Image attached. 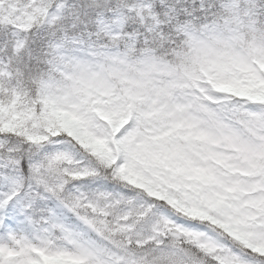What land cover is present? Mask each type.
<instances>
[{
    "label": "rangeland",
    "instance_id": "rangeland-1",
    "mask_svg": "<svg viewBox=\"0 0 264 264\" xmlns=\"http://www.w3.org/2000/svg\"><path fill=\"white\" fill-rule=\"evenodd\" d=\"M42 1L0 0L13 57L64 16L86 33L20 66L0 55V165L16 169L0 172V264H264L252 1L157 50L149 0H74L66 15L70 0Z\"/></svg>",
    "mask_w": 264,
    "mask_h": 264
},
{
    "label": "trees",
    "instance_id": "trees-1",
    "mask_svg": "<svg viewBox=\"0 0 264 264\" xmlns=\"http://www.w3.org/2000/svg\"><path fill=\"white\" fill-rule=\"evenodd\" d=\"M73 1L74 0H70L67 4L65 15L68 14V11L71 8L70 3ZM219 1H222L223 3H219ZM251 1L252 5L255 6L253 17H256V20L259 21L256 25L258 27H261L260 24H264V0H247V3H249L250 5ZM243 2L245 1L243 0ZM148 4L151 6V13L154 14L159 29L161 31H166L163 36L158 37L155 34L152 37L153 40L149 39V42H151V44H149H155V49L164 47V44H168V47L172 45V42L178 36L177 33H173L175 27H187L190 29L201 30V28L205 26H210L213 24H223L229 19L231 15L230 13L233 10L231 6H229V3L226 4L225 0H213L212 3L210 2V0H149ZM222 4L225 5L221 6ZM242 4L244 5V3ZM42 5L47 6L45 0L42 1ZM78 23H81L80 19H75L74 17L68 19L64 16L63 20L59 24L60 27H58L56 30H52V27L48 28L46 26H41L38 31L33 28L28 33V39L26 41L25 48L20 51V55L14 57L11 54V48H9L10 44L12 43V38L9 30H7L6 28L2 29V26H0V53L2 56L6 54V56L13 60H15V58H19V60L21 61V63H19L20 66V64H22V61H25L26 57L30 53H35L39 50L44 53V56L46 54H50L52 44L55 41L59 40L61 35L69 34V31L71 29H69L68 25L74 24L75 27L79 29ZM139 32L144 33V30L140 29ZM181 34L183 36L182 32ZM169 59H171V57H169ZM28 63L32 64V61H28L27 64ZM18 76L19 74L11 78V82L16 83L18 82V79H23V77ZM27 78L29 77H26V80ZM0 136L4 137L5 134L0 133ZM32 152L33 151L27 153L22 159L23 167L25 160ZM11 168L15 169L14 167Z\"/></svg>",
    "mask_w": 264,
    "mask_h": 264
}]
</instances>
